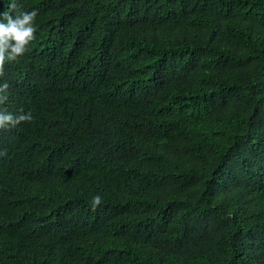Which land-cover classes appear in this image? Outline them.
Listing matches in <instances>:
<instances>
[{"label": "trees", "instance_id": "1", "mask_svg": "<svg viewBox=\"0 0 264 264\" xmlns=\"http://www.w3.org/2000/svg\"><path fill=\"white\" fill-rule=\"evenodd\" d=\"M32 9L0 78L33 117L0 131V264H264V0Z\"/></svg>", "mask_w": 264, "mask_h": 264}, {"label": "clouds", "instance_id": "2", "mask_svg": "<svg viewBox=\"0 0 264 264\" xmlns=\"http://www.w3.org/2000/svg\"><path fill=\"white\" fill-rule=\"evenodd\" d=\"M2 2V0H0ZM18 0H10L8 9L0 13V78L5 65L23 57L36 39L38 31V10L17 11ZM9 84L0 82V106L9 98ZM33 119L30 112L23 110L19 114L0 107V131L15 128L22 122ZM102 204V197L96 195L92 199V206L96 208Z\"/></svg>", "mask_w": 264, "mask_h": 264}]
</instances>
